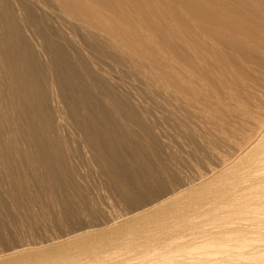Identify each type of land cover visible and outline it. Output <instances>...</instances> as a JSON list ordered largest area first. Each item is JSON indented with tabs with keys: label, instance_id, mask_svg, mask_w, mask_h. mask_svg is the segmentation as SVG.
<instances>
[{
	"label": "bare ground",
	"instance_id": "1",
	"mask_svg": "<svg viewBox=\"0 0 264 264\" xmlns=\"http://www.w3.org/2000/svg\"><path fill=\"white\" fill-rule=\"evenodd\" d=\"M39 219L0 264L252 263L264 0H0V237Z\"/></svg>",
	"mask_w": 264,
	"mask_h": 264
},
{
	"label": "rangeland",
	"instance_id": "2",
	"mask_svg": "<svg viewBox=\"0 0 264 264\" xmlns=\"http://www.w3.org/2000/svg\"><path fill=\"white\" fill-rule=\"evenodd\" d=\"M95 180H96V178H93L92 180H90V181H91V184H92V187H90V190H91V189L93 190V191L91 192V193H92V194H91L92 196H90V197H91L92 199L97 197V200H98L99 202H98L96 199H95V200L98 202V204H100V206L106 207V209H107V207H108V205H109L110 207H108V209H111V210H109V211H111V212H120V211L123 212V210H126V207H127V208L129 207L128 204H127V205L124 204L125 202H124V201H121V200L119 199L118 196H115L116 194H114L113 191H109V189L107 188V185H106V184H105V190H104V189H101V188L99 187V185H96V184H97V180H96V181H95ZM93 183H95V185H94ZM96 187H97V188H96ZM101 190H102V191H101ZM103 190H104V191H103ZM95 191H96V192H95ZM98 192H99V193H98ZM102 192H103V194H102ZM93 193H94L95 195H94ZM104 193L107 194V195L105 194V198L102 197V195H104ZM96 194H97V196H96ZM98 194H99V198H98ZM106 196L109 197V198L106 199V198H107ZM113 196H114V197H113ZM100 200H101V201H100ZM105 200H106L107 202H108V201H109V202L107 203ZM119 200H120V201H119ZM104 201H105V203H104ZM110 201H111V203H110ZM123 202H124V203H123ZM17 203H18V202H17ZM102 203H103V205H101ZM117 203H118V204H117ZM5 204H6V208H5ZM18 204H19V203H18ZM9 205H10V204H8L7 202L4 203L3 206H2V210H3V209H5L6 211H7V210H10V209H11V206H9ZM104 205H105V206H104ZM8 206L10 207V209H9ZM123 206H124V207H123ZM36 207H37V206H36ZM121 207H122V208H121ZM7 208H8V209H7ZM123 208H124V209H123ZM5 210H4V211H5ZM112 210H113V211H112ZM6 211H5V212H6ZM9 212H11V211H7L6 213H9ZM39 220H40V219H39ZM39 220H38V221H39ZM42 220H43V222H40V221H42ZM42 220H40L39 223H38V221H32V224H30V223L28 222V223L30 224V227H31V228L29 227V225H27V227H26L25 224H28L27 222L25 223V222L20 221V220H16V222L19 221V222H21V224H20L19 222H17V224H16V222H15V223L12 222V223H11V227L9 228L8 231L11 233L10 236H13V235H14L13 237H14L15 239H12L13 237L10 238L9 235L5 234V236H3V237H5L6 239L4 238V240H3V237H0V239H1V240H0V248L3 249V248H5L6 246H9V243L11 242V240H13V241H12L13 243L11 242L10 245H11V244H12V245H16V240H17V239H20V240H26V238H29V237H31V240H28V239H27L26 241H32L33 239H35V240L40 239V240H41V239L43 238V236H44V233L47 232L48 229L50 228L49 225H50V226L53 225V224H51V222H49L48 220H44V219H42ZM64 220H65V219H64ZM45 221H46V224H47V223H50V224H49V225L47 224V225L45 226ZM34 222H36V223L34 224ZM130 222H131V221H130ZM23 223H24V224H23ZM41 223H44V224H42V225H43L42 227L40 226ZM136 223H137V222H136ZM14 224H15V225H14ZM37 224H38L39 226H38ZM16 225H17V226H16ZM24 225H25V227H24ZM31 225H32V226L34 225V226H33L34 228H33ZM35 225H37L38 227L35 226ZM131 225L134 226V224H132V223H131ZM12 226H13V227H12ZM14 226H15V227H14ZM20 226H21V229L19 228ZM17 227H18V228H17ZM35 227H36V228H35ZM12 228H13V229H12ZM23 228H26V229H25L26 231H24ZM27 228H29V229H27ZM37 228H40V229L45 228V231H43L44 229H42L43 232H41L40 229H37ZM46 228H47V230H46ZM10 229H12V231H11ZM34 229H36L35 231H38V230H39L40 233H38L39 231H38V232L31 231L32 234L34 233V234H33L34 238H33V237L31 236V232H30V230H34ZM53 229H57V230L59 229L58 232H56L57 230H53L54 232H52V229H50V231H51L52 234H54V235H55V234L57 235V233L60 234L59 232L62 231V230H60V227H57V226H55V227L53 226ZM14 230H15V231H14ZM19 231H20V232H19ZM27 231H29V232H27ZM50 231H49V233H50ZM134 231H135V230H134ZM134 231H133V230H130V231H129V232H130V235H129V236H132V237H134V238H135V237H138V235H136V234H137V231H136V232H134ZM12 232H13V233H12ZM16 232H17V233H16ZM23 232H24V233H23ZM26 232L28 233V236H29V237H27V233H26ZM55 232H56V233H55ZM19 233H20V234H19ZM25 233H26V234H25ZM29 233H30V234H29ZM35 233H38V235H37L38 237L36 236ZM41 233H42V234H41ZM47 233H48V232H47ZM15 234L17 235L16 237H15ZM24 234H25V235H24ZM146 234L148 235V233H146ZM40 235H41V236H40ZM147 235H145V236H147ZM142 236H143V233H142ZM228 236H229V235H228ZM230 236H231V235H230ZM230 236H229V237H230ZM232 236L234 237L235 235L232 234ZM36 237H37V238H36ZM39 237H41V238H39ZM225 237H227V236H225ZM229 237H227V238H229ZM233 237H232V238H233ZM21 238H22V239H21ZM227 238H224V237H223V238H220V239H221V242L224 241V240L226 241ZM9 239H10V240H9ZM29 239H30V238H29ZM230 239H231V238H230ZM6 240H7V241H6ZM14 240H15V241H14ZM228 240H229V239H227L226 242L229 243ZM38 241H39V240H38ZM14 242H15V244H14ZM3 243H4V244H3ZM7 243H8V244H7ZM17 243H18V241H17ZM224 243H225V242H224ZM230 243H232V242H230ZM262 244H264L263 241H258L257 243H255V245H257L258 247H257L256 251H254V252H255V255H253L254 252L252 251V252H253L252 255H253V257H254V258H253L254 260L252 259V257H251V259H248V258L246 259V258H245L246 261H248V263H249V260H250V261L252 260V261L254 262V264H256L257 262H258V264H259L260 262H262V260H264V245H262ZM4 245H5V247H3ZM129 246H130V247H127V246L124 245V246H121L120 248H122V249H125V247H126V248H129V249H126V251H127V250H130L131 248L133 249V247H132L131 245H129ZM176 246H177V245H174V243H173V247H175L176 249H177V248H180L179 246H177V247H176ZM250 247H252V246H250ZM120 248L118 249L119 251H117V250H114V251H113V250H112V252H113V253L115 252L116 254H113V255H112V254H111V253H112L111 251H109L108 253H106V255H105L106 258H105V257L102 258V261H101V259H100V260L97 259L98 262H97L96 260H94V261H92L93 263H92V262H89V263H90V264H91V263H92V264H98V263H99V264H101V263H102V264H105V263H106L105 261H106V259H107L108 257H109L110 259H117V258H116V255H119V257H122V256H123V259H122V258H120V259L118 258V260H120L119 262H121V261H123V260H126V261H127V260H128V258H127L128 256H130L129 258L132 257L131 255H128V252H129V254H131L130 251H127V254H126L125 250H123L124 253H125L126 255H128L127 257H124L125 254L122 253L123 251H122V249H120ZM134 248H135V247H134ZM207 248L209 249V247H205V248L203 247V248H200V249H198V250H193V251H194V252H196V251H201V249H202V250H203V249L205 250V249H207ZM248 248H249V247H248ZM248 248H247V249H248ZM132 249H131V250H132ZM169 249H171V251H172V250H173V249H172V246H170ZM181 249H182V247H181ZM181 249H180V250H181ZM183 249H184V247H183ZM210 249H212V248H210ZM135 250H136V249H133V250H132V251H134V252H133V253H134V256H133V259H131V261L134 260L135 263H134V262H131L130 260H128V261L131 262V263L128 262V264H136L137 261H136L135 259L137 258L138 251H140V250L137 249V253H136L137 255L135 254V252H136ZM248 250H250V249H248ZM174 251H178V249H177V250H174ZM257 251H258V252H257ZM261 251H262V253H260ZM119 252H121V253H119ZM178 252H179V251H178ZM248 252H249V251H248ZM256 252H257L258 254H256ZM133 253H132V255H133ZM250 253H251V250H250ZM107 254L109 255L108 257H107ZM120 254H121L122 256H121ZM110 255H111V257H112V256H113V257L115 256V258H113V257L111 258ZM126 255H125V256H126ZM135 255H136V257H135ZM252 255H251V256H252ZM109 258H108V259H109ZM125 258H127V259H125ZM249 258H250V256H249ZM256 258H257V259H256ZM103 259H105V260H103ZM110 259L107 261L106 264H108V262H109V264H110L112 261L114 262V260H111V262H110ZM121 259H122V260H121ZM137 259H138V258H137ZM259 259H260V261H259ZM243 260H244V259H243ZM95 261H96V262H95ZM100 261H101V262H100ZM244 261H245V260H244ZM255 261H256V262H255ZM103 262H104V263H103ZM116 262H118V261H116ZM253 262H252V263L250 262L249 264H253ZM262 263L264 264V261H263ZM262 263H261V264H262ZM87 264H88V263H87ZM112 264H113V263H112ZM115 264H116V263H115Z\"/></svg>",
	"mask_w": 264,
	"mask_h": 264
}]
</instances>
